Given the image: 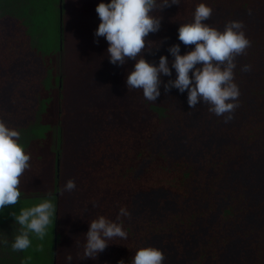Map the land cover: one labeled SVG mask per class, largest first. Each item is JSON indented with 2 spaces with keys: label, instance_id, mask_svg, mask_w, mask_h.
<instances>
[{
  "label": "trees",
  "instance_id": "1",
  "mask_svg": "<svg viewBox=\"0 0 264 264\" xmlns=\"http://www.w3.org/2000/svg\"><path fill=\"white\" fill-rule=\"evenodd\" d=\"M182 2L186 6L162 9L159 31L145 38L148 45L142 51L143 58L150 63H156L160 55L172 60L167 48L174 43L180 44L181 55L190 51L194 45L178 41L177 29L193 21L200 3L212 8L206 21L211 27L222 31L229 21L242 22L251 46L235 59L238 107L225 123L223 116L209 111V105L198 102L190 108L186 92L171 89L166 93L163 84L154 102L147 101L142 90L128 88L131 94L135 92V101H142L127 116L120 108L90 107L88 133L72 157L79 183L88 184V193L82 199H90L88 204L82 202L75 216L71 264H84L83 260L91 264L83 255L84 233L90 221L103 216L121 225L125 232L128 230L127 216L120 215L117 198L128 192L125 180L132 178L141 153L135 150L134 130L120 121L136 129L148 125V133L165 125L170 136L167 140L170 146L175 144L179 154H174L172 160L158 156L153 161L152 155L150 168L135 179L138 186L142 183L151 192L150 201L159 210L155 209V213L165 219L159 220L157 227L147 224V233L141 239L109 240L97 255L98 263H94L132 264L138 249L153 247L162 251L163 264H264V0ZM58 3L59 0H0V121L20 133L19 143L30 156V166L19 177V185L29 183L32 176H41L50 157L36 150L40 137L46 136L49 147L51 127L61 125L63 83L60 91L57 85L65 76L56 74V66L62 52L65 54V41ZM96 5L84 7L82 3L86 11L90 9L81 18L88 34L77 43L79 57L75 58L81 98L91 100V104H96L93 98L102 97L105 90L95 73L96 54L105 51L107 45L103 37L93 35L99 23ZM154 14L158 16L159 12ZM131 61H126L129 71L134 63ZM245 65L250 66L249 71L241 70ZM174 78L172 70L171 77L162 76L161 80L166 83ZM139 110L142 119L134 116ZM52 152V185L56 192L59 150ZM62 167L61 163L60 174ZM48 195L44 196L54 198L56 207L48 264H56L59 197L55 193ZM19 231L20 226L12 221L0 223V239L11 238L7 246H0V264H35L26 258L27 250L13 251L10 247Z\"/></svg>",
  "mask_w": 264,
  "mask_h": 264
},
{
  "label": "clouds",
  "instance_id": "2",
  "mask_svg": "<svg viewBox=\"0 0 264 264\" xmlns=\"http://www.w3.org/2000/svg\"><path fill=\"white\" fill-rule=\"evenodd\" d=\"M178 4L179 0H108L107 3L100 0L95 6L99 23L93 35L103 37L107 42L109 63L121 66L129 59L134 61L125 77L127 88L142 90L143 97L151 102L160 96L162 84L166 93L171 89L186 92L190 108H195L198 102L207 104L211 113L223 116L227 123L238 107L236 101L240 95L234 82L235 59L244 54L251 42L240 21L227 22L222 31L211 27L206 21L212 15V8L200 3L195 8L193 21L181 24L177 29L178 41L194 47L181 55L180 44L174 43L167 48L172 60L160 55L156 63L147 62L142 54L148 45L145 38L159 31L162 9ZM156 12H159L158 16L154 14ZM172 70L175 78L163 82L161 77H171ZM241 70L249 71L250 66L245 65ZM19 141L20 133L0 121V210L18 203L21 196L19 177L30 166V156ZM75 187V182L68 180L64 191H72ZM55 211L54 202L45 198L34 206L20 209L18 213L12 212L13 221L20 226V231L11 243V249H28L31 246L30 235L43 240L48 230L53 228ZM120 215L129 213L121 208ZM84 236L83 255L92 259L109 245V240L126 239L127 233L121 225L100 216L88 223ZM7 245V239H0V246ZM164 259L159 249L142 247L135 252L132 264H163ZM65 260L66 264H71L72 257L66 256Z\"/></svg>",
  "mask_w": 264,
  "mask_h": 264
},
{
  "label": "rangeland",
  "instance_id": "3",
  "mask_svg": "<svg viewBox=\"0 0 264 264\" xmlns=\"http://www.w3.org/2000/svg\"><path fill=\"white\" fill-rule=\"evenodd\" d=\"M62 0V22L64 23V41H65V54L62 52L60 60L56 66V74L65 76L64 80H61L57 89L60 91L63 83L62 90V103L61 109L62 118L61 125L56 124L51 127V139L50 146L46 143V136L41 135L40 141L37 145V151H43L47 153L50 160H46V167L43 169L41 176H32L29 183L25 185H19L21 196L16 205H9L0 210V223L13 221L11 215L12 212L18 211L23 208H28L38 204L42 199H51L54 202V198L45 197L48 194L55 193L59 197L58 209L59 218L56 225L57 243H56V264H66L65 257L73 255L75 251L73 247V241L75 237L74 226L76 223L75 216L79 208H81L82 202L88 204L90 196L85 200L88 193V184L81 185L79 183V177L77 170H75L72 163L73 153L76 151L78 143L82 141L83 137L88 133L89 121H90V107L95 106L96 109L102 108H120L122 114L134 113L135 107L140 105L142 99L135 101L133 99L134 93L128 92V88L125 85V77L129 71V65L126 63L121 66H116L109 63L106 50L99 52L95 57V73L96 78L104 87V93L102 97L93 98L96 104H91V100H82L81 98V86L79 85L78 71L75 62L77 43L81 41V37H85L88 34L87 26L82 21V16H85L90 9H84L85 5L93 7L99 0ZM186 1V0H185ZM200 1V0H197ZM184 2V1H183ZM182 0H179L181 6H186ZM84 4V7L82 6ZM59 4V3H58ZM178 5L175 7L178 8ZM172 6V5H171ZM174 6V5H173ZM176 10V9H175ZM81 20V23L79 21ZM62 23V24H63ZM108 45L105 46L107 48ZM133 62V61H131ZM127 109V110H126ZM135 118L142 119L141 111L139 110L134 114ZM126 128L134 130V135L137 138L135 142V150L140 151L138 157L139 163L137 168L132 171V175L129 180H125V183L129 185L128 192L117 198L121 208L127 210L128 230H126L127 237L139 238L143 237L144 233H147L146 225L152 223L154 226H158L160 218L157 211V205L153 204L151 192H147L144 189L143 184L138 186V182L135 181L137 176H142L144 171L150 168L151 157L152 161L158 156L172 160L174 154H179V150L173 143L170 146V140L168 141V130L166 126H160L154 133L147 130V126L141 128H130V124L125 121H120ZM139 125V123H138ZM143 136V140L141 139ZM59 150L58 159L60 164H63L60 174V168L58 172L59 182L58 189L55 192L52 185V166L54 160V153L52 151ZM37 155H42L38 154ZM68 180L75 182L76 187L72 191H64V185ZM81 192L82 195L81 196ZM162 197L165 196L163 192H155ZM85 194V195H84ZM155 209H157L155 213ZM155 213V214H152ZM150 234V232H149ZM9 236L7 237L8 240ZM53 239L52 229L48 230V234L43 240L37 239L35 236L30 235L31 246L26 251V258L34 261L35 264H48L50 258V244ZM11 240V238H9ZM34 251V252H33ZM112 259L111 256L108 259ZM86 259V258H85ZM109 259V261H110ZM91 264L95 261L98 263V259H89ZM83 260L82 263H86ZM111 262V261H110ZM94 263V264H96ZM102 263V262H101Z\"/></svg>",
  "mask_w": 264,
  "mask_h": 264
},
{
  "label": "water",
  "instance_id": "4",
  "mask_svg": "<svg viewBox=\"0 0 264 264\" xmlns=\"http://www.w3.org/2000/svg\"><path fill=\"white\" fill-rule=\"evenodd\" d=\"M59 10H60V25H62V13H61V11H62V6H61V0H59ZM60 50H62L61 49V42H60ZM60 164V160L59 159H57V162H56V170H57V173L59 172V165ZM56 177H58V174L56 175Z\"/></svg>",
  "mask_w": 264,
  "mask_h": 264
}]
</instances>
